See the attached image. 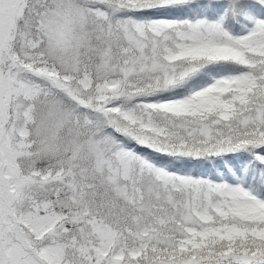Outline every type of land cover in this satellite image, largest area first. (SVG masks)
<instances>
[{
	"label": "snow or ice",
	"instance_id": "6c2138e0",
	"mask_svg": "<svg viewBox=\"0 0 264 264\" xmlns=\"http://www.w3.org/2000/svg\"><path fill=\"white\" fill-rule=\"evenodd\" d=\"M0 264H264V0H0Z\"/></svg>",
	"mask_w": 264,
	"mask_h": 264
}]
</instances>
